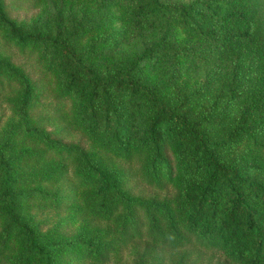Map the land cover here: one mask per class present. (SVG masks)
Masks as SVG:
<instances>
[{"label": "trees", "instance_id": "16d2710c", "mask_svg": "<svg viewBox=\"0 0 264 264\" xmlns=\"http://www.w3.org/2000/svg\"><path fill=\"white\" fill-rule=\"evenodd\" d=\"M87 1L93 14L83 8L66 26L57 6V21L34 25L32 34L17 29L0 2V18L22 45H40V59L75 101L74 126L93 137L86 150L47 137L8 154L0 146V264L103 262L137 241L147 243L137 264H148L152 246L190 244L220 250L235 264H264V0ZM158 21L166 25L162 34L126 63L104 71L94 61L97 46L124 40L128 22ZM105 26L108 32L78 47L86 31ZM167 54L175 60L168 75H139ZM210 59L229 64L230 74L209 106L196 104L212 76L175 100L166 97L179 76ZM11 74L0 71V80ZM22 116L27 122L24 109ZM136 179L154 192L136 193ZM27 206L70 210L85 223L71 236L45 231Z\"/></svg>", "mask_w": 264, "mask_h": 264}, {"label": "rangeland", "instance_id": "374dc122", "mask_svg": "<svg viewBox=\"0 0 264 264\" xmlns=\"http://www.w3.org/2000/svg\"><path fill=\"white\" fill-rule=\"evenodd\" d=\"M52 1H54L53 14L50 5L48 6ZM172 1L188 2L191 0ZM0 2L4 16L14 21L16 28L27 34L35 33L34 25L40 26L46 20L48 27L50 26L49 22L52 21L54 24L57 21L55 14L57 6L64 7L65 21L63 22H66V26L71 21L70 19L73 18L72 22L78 19L83 8H89L87 13L93 14L96 7L94 4L90 5L87 0H73V3H70L69 0H0ZM69 5H72V9L68 14ZM112 12L117 13L118 9L114 7ZM9 25H6V22L0 18V71L12 73L11 79L3 77L0 80V146H3L5 153L8 154L23 148L42 145L44 137H47L64 145L77 144L85 147V150L88 149L93 144V137L83 127L74 126L75 121L72 114L75 101L71 97H65L58 85L56 74L49 71L45 61L40 59V45L37 42H28L22 45L13 35V30ZM113 25L116 28L120 26L117 22ZM127 25L129 30L123 37V41L118 44L110 42L97 46V51H100L101 54L94 55V61L99 62L104 71L115 69L117 65L129 61L130 57L138 55L145 41L160 36L166 26L162 21L153 25H144L141 28H137L130 22ZM107 28L108 26L89 29L78 40V47L85 48L97 37L108 32ZM46 29L48 28L43 26L42 30ZM176 29L178 40H181L184 33L177 26ZM105 49L109 52H103ZM174 63L173 57L167 54L150 67L146 66L138 72L141 77L147 75L149 78L168 75ZM217 66L222 72L214 76L215 74L213 75L211 72ZM226 72L230 74L229 64L224 67L223 62L219 63L211 59L199 61L197 67L190 70L189 74L179 76L178 81L172 84L165 95L169 99L175 100L181 93L193 89L194 86L200 85L212 76L213 81L210 83L209 94L196 104L198 108L209 106L214 95L221 92L222 85L228 78ZM27 88H30V102L23 108ZM23 109L28 116L27 122L22 116ZM35 129L42 131L43 137L32 132ZM4 144H10V147L8 148ZM131 182L136 193L154 192L153 188L144 184L140 179ZM26 213L42 223V230L54 229L57 233L65 236L76 234L78 228L85 223V219L82 217H73L70 210H35L31 206H27ZM2 223L3 217L0 214V227ZM94 224L102 225L98 222ZM146 245L147 243L144 241H137L118 247L105 261L91 264H137ZM150 249L146 252L148 264L156 263L157 257L160 261L159 264L180 263L182 260H184V264H235L220 250L197 244L186 245V247L176 250L162 246H152Z\"/></svg>", "mask_w": 264, "mask_h": 264}]
</instances>
